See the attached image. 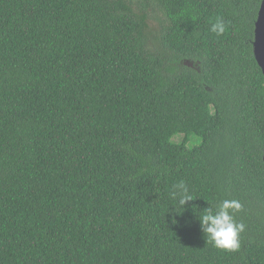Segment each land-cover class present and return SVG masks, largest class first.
Here are the masks:
<instances>
[{
  "label": "trees",
  "instance_id": "16d2710c",
  "mask_svg": "<svg viewBox=\"0 0 264 264\" xmlns=\"http://www.w3.org/2000/svg\"><path fill=\"white\" fill-rule=\"evenodd\" d=\"M261 2L0 0V264H264Z\"/></svg>",
  "mask_w": 264,
  "mask_h": 264
},
{
  "label": "clouds",
  "instance_id": "9594fccd",
  "mask_svg": "<svg viewBox=\"0 0 264 264\" xmlns=\"http://www.w3.org/2000/svg\"><path fill=\"white\" fill-rule=\"evenodd\" d=\"M225 30L226 25L221 19L210 25V31L217 36L223 34ZM170 196L182 208L193 200V193L183 180L172 185ZM241 208L238 200L223 199L203 208L204 210L197 215L200 230L214 247L225 251H237L240 248L245 225L237 222L235 214Z\"/></svg>",
  "mask_w": 264,
  "mask_h": 264
},
{
  "label": "water",
  "instance_id": "95a60500",
  "mask_svg": "<svg viewBox=\"0 0 264 264\" xmlns=\"http://www.w3.org/2000/svg\"><path fill=\"white\" fill-rule=\"evenodd\" d=\"M253 52L264 76V0L261 2L255 22Z\"/></svg>",
  "mask_w": 264,
  "mask_h": 264
},
{
  "label": "rangeland",
  "instance_id": "374dc122",
  "mask_svg": "<svg viewBox=\"0 0 264 264\" xmlns=\"http://www.w3.org/2000/svg\"><path fill=\"white\" fill-rule=\"evenodd\" d=\"M199 141H200V140H199L198 137H192V138L190 139V142H188V146L198 144Z\"/></svg>",
  "mask_w": 264,
  "mask_h": 264
}]
</instances>
